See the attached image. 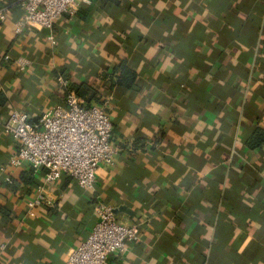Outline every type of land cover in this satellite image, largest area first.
<instances>
[{"label": "crops", "instance_id": "obj_1", "mask_svg": "<svg viewBox=\"0 0 264 264\" xmlns=\"http://www.w3.org/2000/svg\"><path fill=\"white\" fill-rule=\"evenodd\" d=\"M3 8L0 262L69 264L105 203L140 233L107 264H264V0H77L52 30L20 32L22 2ZM123 59L138 75L130 88L109 77ZM60 76L113 123L119 153L92 191L10 164L18 142L4 123L24 110L40 126L65 103ZM39 186L55 201L32 217Z\"/></svg>", "mask_w": 264, "mask_h": 264}, {"label": "built area", "instance_id": "obj_2", "mask_svg": "<svg viewBox=\"0 0 264 264\" xmlns=\"http://www.w3.org/2000/svg\"><path fill=\"white\" fill-rule=\"evenodd\" d=\"M24 14L16 31L26 26L52 30L64 14L74 15L77 0H20ZM7 8L0 9V21L7 18ZM49 40L55 42L51 33ZM15 63L21 70L30 63L18 57ZM66 86V99L62 105L44 113L40 126L32 122L27 111L13 110L4 123V131L18 142L10 164L16 168L25 164L45 170V185L56 183L62 176H70L86 191H92L97 183L100 165H113L119 148L112 141L113 123L105 107L85 105L62 76ZM55 197L45 186H39L34 197L27 201V214L36 216L40 207L52 206ZM98 221L84 242L70 254L69 264H107L110 253H123L128 242L140 239L136 225H128L116 219L113 206L100 203ZM0 264H5L0 262Z\"/></svg>", "mask_w": 264, "mask_h": 264}, {"label": "trees", "instance_id": "obj_3", "mask_svg": "<svg viewBox=\"0 0 264 264\" xmlns=\"http://www.w3.org/2000/svg\"><path fill=\"white\" fill-rule=\"evenodd\" d=\"M109 77L111 80H114L118 85L130 88L135 83L138 75L136 71L128 64L127 60L123 59L111 69V72H109ZM71 87V89L75 91L77 96L81 99H83L87 95V91L84 89L83 85L74 84ZM95 95L96 94H90L89 96L90 98H93V96ZM261 140L262 139L256 142V144L260 143Z\"/></svg>", "mask_w": 264, "mask_h": 264}, {"label": "water", "instance_id": "obj_4", "mask_svg": "<svg viewBox=\"0 0 264 264\" xmlns=\"http://www.w3.org/2000/svg\"><path fill=\"white\" fill-rule=\"evenodd\" d=\"M119 210H125V208H123L122 206L118 208ZM118 211L115 210V213H117Z\"/></svg>", "mask_w": 264, "mask_h": 264}]
</instances>
